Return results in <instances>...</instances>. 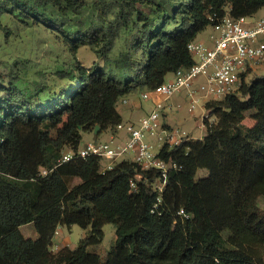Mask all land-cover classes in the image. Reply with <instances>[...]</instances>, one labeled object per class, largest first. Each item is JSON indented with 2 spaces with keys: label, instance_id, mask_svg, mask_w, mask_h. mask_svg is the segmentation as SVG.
I'll return each instance as SVG.
<instances>
[{
  "label": "trees",
  "instance_id": "obj_1",
  "mask_svg": "<svg viewBox=\"0 0 264 264\" xmlns=\"http://www.w3.org/2000/svg\"><path fill=\"white\" fill-rule=\"evenodd\" d=\"M91 2L100 24L77 28L83 0H0V19L18 12L41 23L73 55L87 45L106 60L123 26L136 31L131 49L104 65L58 70L65 84L56 91L21 89L15 77L8 88L0 85V264H264V221L252 222L264 198V75L206 102L214 122L201 139L160 149L183 168L171 171L156 209L157 174L132 160L105 172L97 157L60 163L62 151L80 147L83 132L97 126L98 135L122 121L116 106L123 97L190 67L187 45L210 16H251L264 0H180L171 13L155 7V17L139 0ZM0 30L7 36L1 20ZM43 169L48 173L40 176ZM200 170L207 175L197 177ZM106 223L115 241L102 259L91 246L102 241ZM27 224L36 238L21 233ZM73 225L85 230L76 247L52 253L55 230Z\"/></svg>",
  "mask_w": 264,
  "mask_h": 264
},
{
  "label": "built area",
  "instance_id": "obj_2",
  "mask_svg": "<svg viewBox=\"0 0 264 264\" xmlns=\"http://www.w3.org/2000/svg\"><path fill=\"white\" fill-rule=\"evenodd\" d=\"M209 21L212 27L208 35L210 43L194 40L187 45L193 64L176 70L171 79L166 78L153 89L140 92V98L150 100L151 107L137 122H119L115 125L117 133L128 135L124 142H115L113 139L106 142L90 141L76 151H62L60 163L97 157L102 164L101 172H105L131 153L132 161L142 170L157 174L152 183L153 191L157 194L153 206L156 209L161 203V194L171 171L183 168L182 164L171 157H162L160 149L164 145L174 148L193 139L179 128H162L161 108L183 90L188 98L187 110L193 113L198 106L205 108L208 101L220 100L234 93L242 79L248 81L258 68L264 66V15L256 18L253 15L233 17L226 11L221 17L210 16ZM206 110V115L198 124L205 129L214 122V117L209 116V110ZM149 137H153V140ZM47 173L48 170L43 169L39 175L45 176ZM135 177L139 179L141 174ZM135 187V182L131 180L130 188L133 190ZM178 214L184 219L189 216L182 209ZM58 229L54 234L58 233Z\"/></svg>",
  "mask_w": 264,
  "mask_h": 264
},
{
  "label": "rangeland",
  "instance_id": "obj_3",
  "mask_svg": "<svg viewBox=\"0 0 264 264\" xmlns=\"http://www.w3.org/2000/svg\"><path fill=\"white\" fill-rule=\"evenodd\" d=\"M85 6L77 15V19L73 23L77 28H87L90 25H99L96 17V11L92 5L91 0H83ZM180 0H139L138 7L145 11L150 16H156L154 8L157 6L164 12L171 13L174 6L179 4ZM156 12H158L156 10ZM116 13L109 16L111 21L116 20ZM264 15V8L253 14L256 18ZM1 24L8 29L7 36L0 30V85L5 88L9 87L12 77L18 79L16 86L28 90L38 87V84L46 86L48 90H58L65 84L64 80L57 77L56 72L61 69L72 67L75 63L84 68H90L94 62L99 65H104L106 61L116 58L120 52L129 50L133 46V39L135 30L130 26H123L120 29L119 36L116 38L111 52L105 59H100L96 56L94 49L87 45L79 46L75 55H73L66 44L62 41L57 32L43 26L41 23L27 20L15 12L13 14L4 13L1 16ZM212 31L210 25L206 26L201 31L197 38L207 39ZM13 74H12V73ZM264 75V66L257 69V71L250 76V80L256 76ZM172 73L167 74L166 78L171 79ZM140 92H138L139 94ZM138 108L136 109L138 115L144 116L151 107L150 100H143L137 98ZM119 110L125 114V107L120 102L117 103ZM188 98L184 91L176 93L168 105L160 110V122L162 128H179L187 132L194 139H200L204 133L205 128H200L198 124L201 118L206 115L207 110L198 106L193 113L187 110ZM144 113V115H143ZM141 117V116H140ZM137 116L134 121L140 119ZM122 122V121H121ZM114 128H109L98 135L92 132H83L80 146L90 141L106 142L113 139L115 142H124L128 135L121 133L117 136ZM153 140V137H149ZM131 153L127 154V160H132ZM206 170H200L197 177L206 176ZM78 181V180H77ZM252 222L258 224L264 221V198L260 197L253 209ZM103 239L102 241L91 246L94 251L98 252L102 259L107 255L109 249L113 246L115 241L114 226L111 223H106L102 227ZM21 233L27 238H36L37 233L32 224L23 225L20 227ZM60 227L58 233L54 234L51 244V252L56 253L57 245L65 240L63 247L74 248L82 238L85 230L77 225H73L71 230ZM62 247V248H63ZM90 248V249H91Z\"/></svg>",
  "mask_w": 264,
  "mask_h": 264
},
{
  "label": "crops",
  "instance_id": "obj_4",
  "mask_svg": "<svg viewBox=\"0 0 264 264\" xmlns=\"http://www.w3.org/2000/svg\"><path fill=\"white\" fill-rule=\"evenodd\" d=\"M195 40H198V41H204V42H206V43H210L209 41H208V37H207V39H202V38H200V39H198L197 37H196V39ZM140 94V93H139ZM139 94L138 93H133V94H129V95H127V96H125V97H123L121 100H119L118 102H120L121 103V105H123L124 107H125V109H126V111H125V114H123L120 110H119V108H118V106H116V109H117V111H118V113L120 114V116H121V119H122V122H135L134 121V119L137 117V116H141V117H143L141 114H139L138 115V113H137V111H136V109L138 108V97L140 98V96H139ZM143 115H144V113H143ZM140 117V118H141ZM121 133H123V132H119V133H117L118 135L117 136H120V134ZM191 136V135H190ZM203 137V136H202ZM201 137V138H202ZM200 138V139H201ZM194 139V138H193ZM65 226H61L60 227V232H59V234L58 235H60V233H61V229H63ZM67 228V227H66ZM71 228H72V226L70 227V228H67V229H69V230H71ZM84 236V233H83V235H82V237ZM66 240V239H65ZM65 240H63V242L61 243V244H56L57 245V250H60L64 245H65ZM69 246V245H68Z\"/></svg>",
  "mask_w": 264,
  "mask_h": 264
},
{
  "label": "water",
  "instance_id": "obj_5",
  "mask_svg": "<svg viewBox=\"0 0 264 264\" xmlns=\"http://www.w3.org/2000/svg\"><path fill=\"white\" fill-rule=\"evenodd\" d=\"M99 131V128L96 126L94 130V134H96Z\"/></svg>",
  "mask_w": 264,
  "mask_h": 264
}]
</instances>
